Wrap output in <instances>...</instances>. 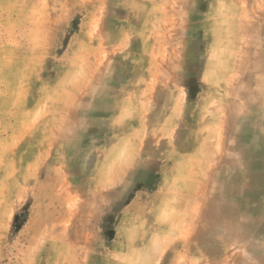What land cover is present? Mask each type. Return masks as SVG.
Here are the masks:
<instances>
[{"label":"rangeland","instance_id":"rangeland-1","mask_svg":"<svg viewBox=\"0 0 264 264\" xmlns=\"http://www.w3.org/2000/svg\"><path fill=\"white\" fill-rule=\"evenodd\" d=\"M0 264H264V0H0Z\"/></svg>","mask_w":264,"mask_h":264}]
</instances>
